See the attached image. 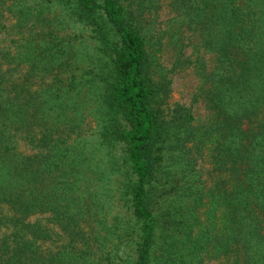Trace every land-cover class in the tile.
<instances>
[{
    "label": "trees",
    "instance_id": "1",
    "mask_svg": "<svg viewBox=\"0 0 264 264\" xmlns=\"http://www.w3.org/2000/svg\"><path fill=\"white\" fill-rule=\"evenodd\" d=\"M156 2L0 0V31L17 36L0 47V264H153L158 245L161 264H264V118L243 128L264 111V0L170 1L174 22L188 21L217 57L207 80L218 120L203 131L189 108L163 107L170 81L156 77L148 45ZM72 21L98 43L80 73L84 49L63 34ZM88 92L104 157L82 139ZM209 143L213 170L228 177L207 190L198 164ZM120 152L133 222L114 235L99 216L113 205L103 164ZM46 212L67 242L44 252L39 240L54 230L31 218Z\"/></svg>",
    "mask_w": 264,
    "mask_h": 264
},
{
    "label": "rangeland",
    "instance_id": "2",
    "mask_svg": "<svg viewBox=\"0 0 264 264\" xmlns=\"http://www.w3.org/2000/svg\"><path fill=\"white\" fill-rule=\"evenodd\" d=\"M171 0H158L157 5L160 7L158 11L155 8L151 9L155 14L154 17H151L150 14L147 15V19L150 23L151 30L149 36V47L153 55V64L155 69L156 77H165L169 83V90L167 98L165 99L164 109L167 114H169L173 108L177 105H184L189 108L193 115L195 116L194 125L199 127L200 131L205 130L210 124H214L215 120H218L216 110L211 107V102L209 101V90L211 89V81L207 80L209 75L216 73L217 57L214 53H209L207 49L200 42L202 40L199 32L194 33L187 28L188 21L184 23L174 22L176 17H179L177 12H173L170 6ZM242 0H239L238 4ZM155 11V12H154ZM181 18V17H180ZM12 19V20H11ZM15 20L10 17V22H7L8 25H11ZM15 31H9L6 33V30L0 31V47H6L10 45V40L16 38L14 34ZM63 34L67 36H74L73 41L78 49H84V63L80 69H77L76 72L80 73L87 68L89 60L96 52V45L98 43L93 39L92 32L90 29L83 27L79 23L72 21V24L68 26ZM182 37L185 45L183 46V55L178 58V51L181 49L180 42L177 43L176 37ZM86 50V51H85ZM241 58V56H238ZM202 62L204 65H202ZM55 69L52 70V73H58L61 71ZM49 78H47L48 80ZM29 81L33 83L34 86H37L43 82V80L37 76L29 77ZM86 97L84 101H90L89 105L91 108L86 110L87 117L86 124L84 126V135L82 139L84 142H88V150L93 152V154L105 156L108 148L106 147L102 151L96 150V145L93 144L95 139H97V125L100 123L101 115L96 114L95 112L98 104V100L94 93L88 92L84 95ZM97 116V117H96ZM264 118V111L253 116L251 120H247L243 124V128L251 131L255 130L259 121ZM96 137V138H95ZM211 140V139H210ZM209 140V141H210ZM21 149L25 150L28 154H33V151L25 145L21 144ZM212 144H208L204 149H202L203 155L201 156L198 164L200 173L204 174L207 181L206 189L210 190L215 187L216 181L218 179H223V177H228V173L225 171L220 172L214 171V163L211 157ZM125 153H118L114 156V164L106 163L103 164V171L106 175V184L105 187L108 190V196L111 203H113L111 208H107L104 212L106 216L100 215L102 219H106L107 226L114 223L113 233L114 235L121 232V229L126 225H130L133 222L132 211L129 210V207L124 203L123 197V184L126 181L125 179V164H124V155ZM98 164L99 161H96ZM210 172V174L208 173ZM94 180V179H91ZM101 183H97L96 186H99ZM95 186L94 184L91 187ZM101 186V185H100ZM105 190V192L107 191ZM224 206L221 207L223 211ZM204 211V210H202ZM157 213H161V209H157ZM117 217V219L115 218ZM36 218H40V224L43 227H47L50 230H54L53 234L40 238L39 244L44 250L55 251L61 247L65 242H67V234L62 230L58 222L52 219V214L50 212L43 213L38 216L31 218L34 221ZM160 220H162V215H159ZM162 222V221H159ZM95 228L105 232L102 229V225L97 223H92ZM84 232L89 235V227L83 224ZM115 239L112 238V241L108 242V245H113ZM160 246L155 247L153 253V264H161V254ZM231 260L227 259H209L207 264H231Z\"/></svg>",
    "mask_w": 264,
    "mask_h": 264
}]
</instances>
